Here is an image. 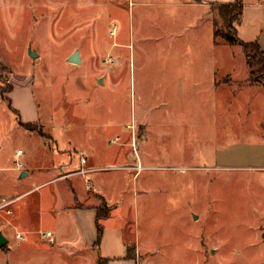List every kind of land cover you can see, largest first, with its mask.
<instances>
[{
    "label": "rangeland",
    "instance_id": "obj_1",
    "mask_svg": "<svg viewBox=\"0 0 264 264\" xmlns=\"http://www.w3.org/2000/svg\"><path fill=\"white\" fill-rule=\"evenodd\" d=\"M201 1L0 0V203L14 199L0 211V264H92L69 254L75 220L55 210L73 202L66 182L18 180L19 163L62 162L69 146L78 167L56 170L87 176L98 207L100 195L111 204L106 246L119 231L140 264H264V87L224 38L218 5ZM33 121L35 137L21 126ZM57 222L66 243L51 248L42 235ZM28 223L40 241L18 246Z\"/></svg>",
    "mask_w": 264,
    "mask_h": 264
},
{
    "label": "crops",
    "instance_id": "obj_2",
    "mask_svg": "<svg viewBox=\"0 0 264 264\" xmlns=\"http://www.w3.org/2000/svg\"><path fill=\"white\" fill-rule=\"evenodd\" d=\"M218 1H221V2H218ZM220 3H222V4H220ZM234 3H235V0H202L199 5H206V6L212 7L213 4L231 5ZM237 32H238V38L242 42L247 43V44H252V43L257 42L258 45L260 46L262 52H264V0H258L257 3H244L243 2L242 23L237 28ZM31 59H33V58H31ZM37 59H39V57ZM34 80L35 79H33V82H34ZM14 90H15V88H14ZM13 93H14V91L10 95L11 102H12ZM12 106H13V104H12ZM9 109H10V107H9ZM35 123H37V122H35V121H33L32 123H30V122L25 123L24 122V124H35ZM29 132L32 136H34V137L36 136V133L34 131H29ZM53 142L56 145V141L54 140V138H53ZM69 149L74 150V148H72V146H69L68 148H66V150H59L57 148V150L55 151L56 155H59V154H62V155L66 154L67 155L66 159L63 160L62 162L52 161L49 164L42 165L41 167H32V165H29L25 161L21 162L22 168L19 170V174L21 175V173H27V176L24 177L22 180H19V178H18V180L21 183H23L24 181L28 180L30 177H32V179H34V178L35 179L50 178L46 181H42L43 183H40V185H38V187H43V186H46L48 184L50 185L51 183H57V184L63 183V184H65V182H66V185H64V186H66L68 188V190L71 191L74 195L73 202L70 201L69 203H62V204L57 202V203H55L54 206H56L55 210H59V211L62 210L64 212V214L65 213L71 214L68 217H71L72 220H75V222L74 221L72 222L71 226L65 227V228L70 227V232H71V235L73 236L72 241H73L74 245H69V246L73 247L72 250H71V248H69V251H70L69 254L70 255L74 256L75 255L74 251L76 249L78 254L83 255L84 253H87L88 255H90L92 264H99L100 261H103L105 264H140V262H138L139 257H137L136 259L127 258L128 257V247H127V244L123 243L122 236L120 235V233H118L119 231H117V233H116V239L112 240L114 243V246H110V247L106 246L105 240H103V239H102V242H100L101 241V239H100L99 244H97L98 231H97V225H96V216H97V208H98L99 204H98V201L96 200V198L93 197V195H92V193H95V192H94L93 188L91 187V185L88 183L90 180H88V182H87V180H86L87 176H83V177L79 176V177H75V178L73 177V179H72V177L63 178L62 176L58 175V172L56 170V169L71 170V168H73L75 166H76V168L78 167V164L74 163L72 157L68 153ZM19 151L22 152V155L18 158L21 160V157L25 156L26 153L24 150H21V149L17 150V152L15 154L16 158H17V154ZM88 163L90 164L89 165L90 173L88 175L92 176V174H95L99 171L97 168L98 166L91 159H89V160L87 159V164ZM80 164H81V166H84L81 163V160H80ZM20 175H19V177H20ZM60 179H63V180H60ZM78 185L85 188L84 189L86 191L85 195L88 197L85 202H80L78 199H76V192L75 191H76V189H77L76 187ZM87 187L90 189L89 191L87 190L88 189ZM96 194L100 195L98 193H96ZM32 195L33 194L29 195L27 198L31 197ZM100 196L102 197V195H100ZM102 198L105 199L104 197H102ZM107 203L110 204L109 202H107ZM34 204L35 203H33L31 200L27 201V203L24 205V209L20 208V215H22L23 217L25 216V218L28 220L29 217L27 218V216L31 214V210H32ZM58 205L60 206L59 208L57 207ZM109 208H111V204H110ZM35 210L38 213L39 207H38V209L36 208ZM12 211L13 210L11 209V214L13 213ZM87 216L92 219V227H95L96 234H95L94 238H93V235L92 236H91V234L89 235V232H88L87 222H86ZM23 217L21 218L22 221H23ZM41 223H43V218H41V220L39 219L38 226ZM30 224H31V222H30ZM23 225H24V227L28 228L30 231H26V232L25 231H18V232H16L17 234L20 233L22 236L21 241L16 238L18 240V242H17L18 246H20L19 245L20 243H24V244L29 243L28 242L29 239H27V236H32L34 241H36V239L38 241H40V238L36 237V236H38L36 234L38 232L36 229L34 231L32 229V227H30L29 223L23 224ZM23 225H21V227H23ZM47 231L51 232L53 235L52 242L48 240L47 246H49L51 248H53V247L55 248L57 242L59 243V245L66 243V241L63 240V238L67 235V232L64 229H62V224L60 222H57L55 224L54 230H47ZM2 233H3L4 237L8 240L7 235L4 232H2ZM103 233H104V230H103ZM103 233H102V235H103ZM76 235H79V237L77 238ZM117 235L120 236L118 239H117ZM8 243H9V240H8ZM92 251L95 253V255H92ZM117 259H119V261ZM40 264H43V263H40Z\"/></svg>",
    "mask_w": 264,
    "mask_h": 264
},
{
    "label": "trees",
    "instance_id": "obj_3",
    "mask_svg": "<svg viewBox=\"0 0 264 264\" xmlns=\"http://www.w3.org/2000/svg\"><path fill=\"white\" fill-rule=\"evenodd\" d=\"M215 10L218 18L221 20L225 29L227 30L226 36H224V38L230 45H237L241 48L249 69L251 82L254 84H260L264 87V52H262L257 42L247 44L238 38L237 28L242 23L243 0H235V3L231 5H218ZM8 88L9 89L6 92H11L13 90L11 85H9ZM21 126L26 130L34 131V125L21 123ZM100 201L102 204L97 208L96 216V225L98 231L97 244H99L103 233L101 222L107 220L110 217L111 212L101 196ZM99 264L105 263L100 261Z\"/></svg>",
    "mask_w": 264,
    "mask_h": 264
},
{
    "label": "built area",
    "instance_id": "obj_4",
    "mask_svg": "<svg viewBox=\"0 0 264 264\" xmlns=\"http://www.w3.org/2000/svg\"><path fill=\"white\" fill-rule=\"evenodd\" d=\"M114 35V33H112V36ZM113 62V60L112 59H109L108 60V63H112ZM22 155V152L21 151H19L18 152V154H17V161H18V163H19V157ZM81 163L83 164V165H85L86 164V161H85V159H82L81 160ZM22 168V164L21 163H19V166H18V169H21ZM90 172V171H89ZM81 174H84V172H81ZM67 177H69V176H67ZM66 177V178H67ZM13 202H14V199H12V200H8V201H5V200H3L1 203H0V211H4V210H6L7 212H8V214H11V210H10V208H11V205L13 204ZM42 237L43 238H46V239H49V241H51L52 242V239H53V235H52V233L51 232H49V231H47L45 234H43L42 235ZM16 238L18 239V240H22V236L20 235V234H18L17 236H16Z\"/></svg>",
    "mask_w": 264,
    "mask_h": 264
},
{
    "label": "water",
    "instance_id": "obj_5",
    "mask_svg": "<svg viewBox=\"0 0 264 264\" xmlns=\"http://www.w3.org/2000/svg\"><path fill=\"white\" fill-rule=\"evenodd\" d=\"M30 53V57L33 59H37L38 56L33 53L32 51H29ZM69 63L73 64V65H78L80 63V58H79V53L76 51L68 60ZM100 82L102 83V81L100 80ZM27 176V173H21L19 180H22L24 177ZM262 240L264 243V231L262 234ZM8 244V240L4 237L3 233L0 231V250L5 247Z\"/></svg>",
    "mask_w": 264,
    "mask_h": 264
}]
</instances>
